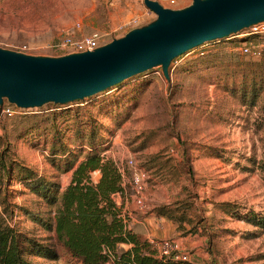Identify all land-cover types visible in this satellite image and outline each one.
<instances>
[{"label":"rangeland","instance_id":"obj_1","mask_svg":"<svg viewBox=\"0 0 264 264\" xmlns=\"http://www.w3.org/2000/svg\"><path fill=\"white\" fill-rule=\"evenodd\" d=\"M156 1L173 9L193 2ZM156 18L143 0H0V47L61 56L49 45L76 23L81 33L106 44ZM235 35L178 56L169 79L158 66L111 91L65 104L20 107L15 116L0 119V214L58 252L57 259L34 261L72 259L43 224L51 222L59 204L51 205L32 184L55 183L61 194L72 176L68 160L77 155L76 165L95 139L124 173L120 195L127 203L119 205L128 227L154 226L169 237L174 226L179 234L172 237L182 238L183 252L202 264H264V231L224 206L264 214V175L258 167L264 157V65H256L264 59V37L246 41L262 45V56L253 58L237 49L241 42ZM111 96L115 106L102 103ZM135 173L144 174L141 193ZM99 177V171L93 173L94 181Z\"/></svg>","mask_w":264,"mask_h":264},{"label":"water","instance_id":"obj_2","mask_svg":"<svg viewBox=\"0 0 264 264\" xmlns=\"http://www.w3.org/2000/svg\"><path fill=\"white\" fill-rule=\"evenodd\" d=\"M157 18L91 51L32 55L0 47V105L22 108L82 100L135 75L264 21V0H193L185 8L143 0Z\"/></svg>","mask_w":264,"mask_h":264},{"label":"trees","instance_id":"obj_3","mask_svg":"<svg viewBox=\"0 0 264 264\" xmlns=\"http://www.w3.org/2000/svg\"><path fill=\"white\" fill-rule=\"evenodd\" d=\"M256 65L263 66L264 59ZM120 84L122 82L101 94ZM242 94L246 96L247 90L243 89ZM250 94L256 96L258 93L252 89ZM116 101V97L111 96L102 103L115 106ZM90 144V149L76 165L77 155L68 160L72 176L61 194L55 183L47 184L36 179L32 184L33 190L47 198L51 205L59 204L51 222L44 221L43 224L66 248L72 259L68 264H196L174 256H159L150 240L127 226L121 215V206L115 199L117 193H124L122 171L113 159L103 155L95 139H91ZM258 167L264 175V157ZM96 171L100 172L98 181L93 179ZM224 206L232 216L264 231V214L254 210L242 213L236 204L225 203ZM164 214L161 212L160 215ZM34 257L57 259L58 252L51 244L22 234L0 214V264H40L33 260Z\"/></svg>","mask_w":264,"mask_h":264},{"label":"built area","instance_id":"obj_4","mask_svg":"<svg viewBox=\"0 0 264 264\" xmlns=\"http://www.w3.org/2000/svg\"><path fill=\"white\" fill-rule=\"evenodd\" d=\"M175 0H171L174 3ZM236 37L240 38L241 45L237 48L246 56L260 57L263 54L262 45L253 46L248 44V39L253 37L263 38L264 37V21H260L252 24L248 28L242 30V34L236 33ZM244 40H242V39ZM247 38V39H246ZM98 37L92 34L81 33V24L76 23L73 27L63 30L57 37L56 41L49 45L50 48L62 51V53H73V52H84L91 51L95 48L101 46ZM19 106L10 103L7 99H4L2 105H0V119L5 117H12L17 114ZM133 161L130 160V164ZM121 168V167H120ZM122 171V169H121ZM123 178L124 173L122 171ZM143 173H135L133 176V182L136 185L138 193H141L144 189ZM121 193H117L115 197L119 196ZM137 204L142 208L143 201L142 197L138 196L136 199ZM124 218V217H123ZM126 223V219H124ZM156 244L159 256H174L176 259H182L186 261H191V255L183 252L180 245L172 238L160 239L159 241H151Z\"/></svg>","mask_w":264,"mask_h":264},{"label":"crops","instance_id":"obj_5","mask_svg":"<svg viewBox=\"0 0 264 264\" xmlns=\"http://www.w3.org/2000/svg\"><path fill=\"white\" fill-rule=\"evenodd\" d=\"M115 199H116V201H117L118 204H120V203H122L124 201L121 198V195L115 197ZM124 203L126 204L127 202L124 201ZM171 227H170V229L173 232H172V235H169V237H167L166 235H161L159 233V231L154 226L153 227L150 226V228H148V227H145V228H143V227H136L134 230H135V232L139 233L142 236V238L148 239L150 241H155L157 239L160 240V239H165V238H172L175 241H177V243L180 245V248H181L182 251L185 250V245L181 241L182 238L172 237V236H176V235L178 236L179 232L176 231V229H175L174 226L172 228ZM191 261L194 262V263H196V264H202L204 262L202 259L198 258L197 256H194V259L193 260L191 259Z\"/></svg>","mask_w":264,"mask_h":264}]
</instances>
